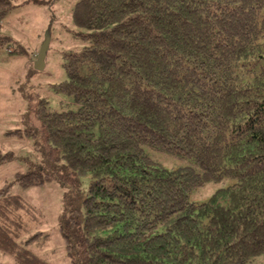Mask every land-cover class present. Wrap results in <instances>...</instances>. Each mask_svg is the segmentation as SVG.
Wrapping results in <instances>:
<instances>
[{
    "label": "trees",
    "instance_id": "16d2710c",
    "mask_svg": "<svg viewBox=\"0 0 264 264\" xmlns=\"http://www.w3.org/2000/svg\"><path fill=\"white\" fill-rule=\"evenodd\" d=\"M15 1L0 0V29ZM72 21L89 44L66 56L55 89L77 109H37L67 173L17 174L24 187L92 178L60 223L72 263L254 264L264 255V0H78ZM146 147L192 165L157 166ZM9 159L0 150V164ZM224 179L235 183L190 201ZM35 210L0 192V251L17 264H49L19 242Z\"/></svg>",
    "mask_w": 264,
    "mask_h": 264
},
{
    "label": "rangeland",
    "instance_id": "374dc122",
    "mask_svg": "<svg viewBox=\"0 0 264 264\" xmlns=\"http://www.w3.org/2000/svg\"><path fill=\"white\" fill-rule=\"evenodd\" d=\"M78 0H16L14 8L0 29V150L10 156L0 164V192L23 197L36 210L29 217L28 230L19 242L49 264H73L67 255L60 223L67 215L66 205L84 196L92 178L76 179L69 187L57 180L42 186H22L17 174L41 170L66 174L63 159L50 156L43 139V127L37 109L42 101L51 112L76 110L72 98L56 92L55 86L66 80L64 62L68 54L79 53L89 44L84 35L90 30L79 28L72 21ZM49 38L45 67H35L40 49ZM157 166L176 169L191 166L190 160L179 159L164 152L145 148ZM224 179L209 182L194 190L189 199L196 204L209 201L220 188L234 184ZM42 233L30 241L32 236ZM264 264V255L254 259ZM0 264H17L10 255L0 251Z\"/></svg>",
    "mask_w": 264,
    "mask_h": 264
},
{
    "label": "water",
    "instance_id": "95a60500",
    "mask_svg": "<svg viewBox=\"0 0 264 264\" xmlns=\"http://www.w3.org/2000/svg\"><path fill=\"white\" fill-rule=\"evenodd\" d=\"M49 41H50L49 38H47L40 49L39 56L35 64V67L38 70H43L45 67V58L49 46Z\"/></svg>",
    "mask_w": 264,
    "mask_h": 264
}]
</instances>
